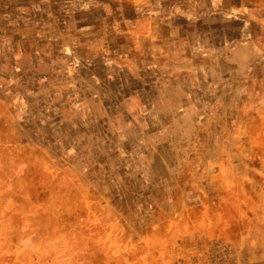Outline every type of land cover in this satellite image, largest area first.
I'll return each instance as SVG.
<instances>
[{"label": "rangeland", "instance_id": "rangeland-1", "mask_svg": "<svg viewBox=\"0 0 264 264\" xmlns=\"http://www.w3.org/2000/svg\"><path fill=\"white\" fill-rule=\"evenodd\" d=\"M198 1L0 0V137L13 134L17 144L16 156L12 140L0 144V181L19 186V215L36 244L49 233L63 239L49 250L1 247L0 264H264V14L220 0L251 23L235 15L229 31L198 40L202 21L229 18L197 13L205 9ZM157 26L167 32L152 57L88 51L103 41L98 28L144 42ZM155 58L165 73L156 91L171 94L159 112L171 116L172 131L159 145L156 132L146 134L149 148L109 131L87 140L82 119L71 118L86 108L79 73L93 66L117 90L144 94Z\"/></svg>", "mask_w": 264, "mask_h": 264}, {"label": "bare ground", "instance_id": "bare-ground-1", "mask_svg": "<svg viewBox=\"0 0 264 264\" xmlns=\"http://www.w3.org/2000/svg\"><path fill=\"white\" fill-rule=\"evenodd\" d=\"M190 1L193 3V5L200 2L198 0L196 1L197 3H195V0H190ZM201 1L205 2V3H203V5H205V6L210 5V9H208V10H211V11L220 10L223 7V5L219 4L220 0H201ZM230 1L234 4L241 5V7L244 8L245 11H249L248 13L251 14L252 16L253 15L260 16L261 14H264V0H230ZM61 4L64 5V2ZM197 13H201V12H197ZM226 14L229 15V18H225L226 20L220 19V18L219 19L207 18L208 19V20L206 19L207 21H202V22L200 21L201 25H202L201 27L203 29L199 30L196 33L197 37L195 39H198V40L202 39L203 40L207 36L208 33L209 34L212 33L214 36H216V34L223 31V29L225 31L226 26H227L226 30L229 31L231 28V23H233L232 16L236 15V17H239V18L246 20V21L247 20L249 21V18H250V16L247 17L245 12H242V11L240 12L239 10L237 11L236 9H232L231 7H229V11L226 12ZM127 17L131 18L132 16H126L125 19H127ZM118 20H119V17H118ZM167 22H170V20H168L166 18V23ZM98 27H100V26H98ZM132 27H134V26H132ZM100 29L101 28H98L96 31L95 39L100 38V35H101V39H103V41L101 43H98V41H96L97 42L96 45H98V47L93 46L95 49L92 47V48L88 49V51L91 53H94L95 56L99 55L102 57L104 55H110V56H113L115 59H118L117 56L120 54L123 57L127 58V60H129V59H135L136 60V59H142V58L146 59V57H149V55H150V57H152V54H154V53L151 51V48L154 47V43L157 42L158 38L162 37V33L167 32V30L164 27L157 26L154 31L156 34H158V36H155L153 38L152 34H149L152 31L147 33V34L143 33L141 36L144 39V42H141L138 40H134L133 38H131V39L128 38L129 34H125V35L121 34L122 31H119L116 34H108L105 32L103 33L102 30H100ZM248 29H250V31H252L253 29L255 30V26L253 24H250L248 26ZM183 35H184V38H188V39H192V37L195 36V34H191V33L186 34L185 32ZM229 35H230V33H229ZM230 36H232V35H230ZM179 39L182 40L181 38H179ZM188 51H189V48H186L184 50L183 54L188 55L189 54ZM196 57H200V56H196ZM155 60L157 61V66H153L154 70H152V71L150 70V72H147L146 78L144 79V81L146 83H148L146 86L147 91L144 94L140 93L138 91L135 92L134 90H130V91H126V92H121V91L117 90L113 86V84L110 81H108V79L102 77V74L97 69H94L93 66L91 67L93 69L90 72L79 73V75H78L79 77L77 76V78L82 79V81L78 82V84H79L81 91L86 96V103H85L86 108L81 112V114H73L71 116V118H73V119L81 118L82 119L79 122H80V124L83 125V127L80 126L81 130H79V131L80 132L83 131L82 132L83 134H87V140L94 142L92 136L98 135V133H100V132L102 133L105 131H109L118 139L117 141L119 143H121V142L125 143L126 141L128 142V140H129V143H131L132 145H135V143L138 142L143 148L144 147L149 148L148 143H146V139L148 138V136H146V134L156 132L157 138H158V140L156 142L159 145L162 142V139H163V136L165 135V133L168 131H172L171 128H173V127L171 124V122H172L171 118H170L171 116L164 115L162 112H159V109L162 111L164 109H168L171 107V100H170L171 94L167 95L162 90H160L159 92L156 91V88L159 89V88L163 87V83L165 82L163 79V76L165 75V73L162 72V59L157 60L155 58ZM144 61L146 62V60H144ZM191 61H193V62L196 61L195 57L191 58ZM182 62L180 63V61H179V64H180V66L183 67L184 64H182ZM156 78H158V80ZM160 82H162L161 86L160 87L156 86ZM185 85H186V80L184 78L178 84L179 88L177 90L179 91V93L181 92V88L184 87ZM174 94L178 95V92H176ZM80 95H81V92H80L79 96ZM78 97L73 100L74 103H76L78 101ZM152 111H158V114H155V117L152 118L153 120H151V119L149 120L148 119L149 114ZM84 115L87 117H90V118H88L89 119L88 121H87V118H83ZM66 120H67V115H66ZM100 122H106V123L107 122H113L115 126L120 128V130H117V129L111 130L108 126L100 127V124H101ZM85 125H87L88 128ZM64 126H65V124H64ZM126 132H130V134L133 138L132 137L127 138L125 136ZM196 134H199L198 136L202 137L200 132H197ZM7 139L12 140V146H11L12 152L14 153V156H16L17 155V144H16V139H15L13 134H8V136L3 134V136L0 137V144L5 142V141H8ZM124 150H125V145L124 144L120 145L116 148L115 154L117 156H118V154L122 155L124 153ZM126 157H127V155H126ZM15 159H14V161H12V160H10V161L13 162V167H14L12 170V175H13V177H15V179H17V166H16L17 164H16ZM159 168L161 171L160 170H158V171L163 175V176H161V178L163 179V177H165V175H166L165 167L159 166ZM170 168L173 169L175 172H176V170L179 171L178 168L174 165H172ZM2 172H3V170H2ZM10 173H11V171H10ZM4 180H6V179H4ZM170 183H171L170 181L165 179L164 189L170 190L172 187V185ZM172 183H173V181H172ZM9 200L11 201V203L9 202ZM19 206H20L19 186L13 185V186L9 187L8 184L7 185L3 184L0 181V248L6 247L10 251L12 249H15V250L20 249L21 252H24V253L30 252L33 248H36L38 250H40V249H48L49 250L53 247L60 248L61 241L63 239H61L60 235H58V234L51 236L49 233V234H47L48 236L46 237L45 240H43L37 244L33 241L32 237L29 235L32 234L35 229H33L29 224H25L24 223L25 221L23 222L24 218L22 219L20 217L21 214L19 215ZM70 235H71V231L67 230V238H69ZM19 254H20V252H19ZM19 254H18V256H19ZM111 261L113 262V260H111ZM39 263H41V262L39 261ZM44 263H46V262H44Z\"/></svg>", "mask_w": 264, "mask_h": 264}, {"label": "crops", "instance_id": "crops-1", "mask_svg": "<svg viewBox=\"0 0 264 264\" xmlns=\"http://www.w3.org/2000/svg\"><path fill=\"white\" fill-rule=\"evenodd\" d=\"M226 1V0H225ZM227 1H229V0H227ZM226 5V6H225ZM202 7H205V9H203V10H200V12L202 13V12H205L206 14H210V13H212V14H214V13H219V12H223V13H225L226 14V12H228L229 11V5H228V3L227 2H224V4H223V7H222V9H220V10H214V11H211V10H208V9H210V5L209 6H202ZM235 19V18H234ZM205 21H207L206 19H205ZM236 21V20H235ZM237 24L239 23V22H236ZM247 23V22H246Z\"/></svg>", "mask_w": 264, "mask_h": 264}]
</instances>
